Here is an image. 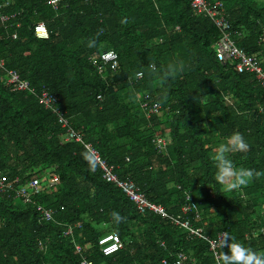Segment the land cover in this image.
<instances>
[{"label": "trees", "instance_id": "obj_1", "mask_svg": "<svg viewBox=\"0 0 264 264\" xmlns=\"http://www.w3.org/2000/svg\"><path fill=\"white\" fill-rule=\"evenodd\" d=\"M65 2L55 12L49 0H0V170L17 188L33 180L45 187L30 204L0 191V264H83L84 257L91 264H176L182 253L187 264H216L208 243L173 222L178 216L211 238L226 234L229 243L264 253V87L219 60V29L190 0ZM224 3L233 41L264 70V0ZM2 15L13 18L3 25ZM39 24L49 39L37 38ZM105 52L118 55L117 70L108 65L100 73ZM7 71L36 95L7 85ZM43 91L59 98L61 112L115 174L169 219L139 214L83 146L64 143L65 130L39 104ZM144 102L161 112L147 119ZM234 133L248 148L228 158L252 175L226 191L215 155ZM155 137L167 140L166 151L156 150ZM39 207L53 210L54 221ZM111 234L125 247L105 257L99 241Z\"/></svg>", "mask_w": 264, "mask_h": 264}, {"label": "built area", "instance_id": "obj_2", "mask_svg": "<svg viewBox=\"0 0 264 264\" xmlns=\"http://www.w3.org/2000/svg\"><path fill=\"white\" fill-rule=\"evenodd\" d=\"M66 0H49L52 9L55 12L62 11L67 8ZM191 7L193 11L200 16H205L209 18L215 26L220 31V39L217 44L218 58L222 63H231L235 64V70L238 73H251L255 76L258 82L264 87V70L260 66L259 61L253 57L249 56L245 51L236 46L233 41L232 26L227 16L224 0H190ZM13 16L9 17L7 15L1 16V22L3 25L10 22V19ZM35 34L37 38L42 40H47L50 37L49 31L45 24H39L35 28ZM14 39L17 37L14 35ZM98 58H94L93 61H96ZM100 65L97 64L100 73H104L108 65L117 70L119 66L118 55L114 52H105L101 56ZM4 64L0 62V67L3 68ZM8 77L4 79L7 85H10L17 91L28 92L30 94H35V89L32 88L31 84L28 81L23 80L20 75L15 71H7ZM143 78L142 74H138V79ZM39 104L43 106L46 110L52 112L58 121V124L63 130H65V135L63 137L64 143L71 144L76 143L83 146L87 152L93 158L95 164L103 171V179L107 183H111L116 186L118 189L122 190L124 195L134 204L137 212L141 215L145 214H155L162 216L165 219H169L170 215L167 210L162 206L155 203H152L147 196L141 192L140 188L130 181H123L115 174L114 166L110 165L107 160L103 158L101 153L91 144L85 140L83 133L78 131L71 123V120L66 117L59 108L60 100L57 96L50 94L47 91H43L39 96ZM141 100L138 102L140 103ZM226 102L231 104V100L226 98ZM142 108L146 113L147 119H151L153 116L158 115L162 108L159 104H149L148 102L141 103ZM154 144L159 151L162 153L167 150L168 142L165 138L157 137L154 139ZM52 186V185H51ZM50 186V187H51ZM0 191L2 193L12 192L16 199L23 202V204H30L34 202V197L42 195L45 191L43 183L39 180H33L29 183L24 184L22 187L17 188L15 183H9L3 173L0 170ZM47 222L54 221V211L39 207L38 209ZM185 214L191 212L190 207L183 208ZM173 222L186 230L189 233L190 237H195L204 242L208 243L209 250L212 256L214 257L216 264L220 261L221 254L220 249L224 246V239L227 237L226 234H220L216 239L211 238L205 234L204 229L195 228L191 225L190 221H183L182 216L172 219ZM81 229L80 225L68 226L65 231V237H73L77 229ZM99 246L101 252L105 257L113 256L118 253L120 250H123L125 245L121 238L117 234H111L103 237L99 241ZM76 249L79 253H82V248L76 245ZM190 258L185 254H180L176 264H187ZM83 264H91L84 257ZM164 264H168L164 261Z\"/></svg>", "mask_w": 264, "mask_h": 264}, {"label": "clouds", "instance_id": "obj_3", "mask_svg": "<svg viewBox=\"0 0 264 264\" xmlns=\"http://www.w3.org/2000/svg\"><path fill=\"white\" fill-rule=\"evenodd\" d=\"M226 98L230 99L228 97ZM139 100H142L141 97H139L138 101ZM247 148L248 144L243 135L240 133L232 134L227 138L225 143L221 144L218 147L215 155V162L217 166L216 175L218 182L223 184L227 179L236 177L237 182L227 185L229 188H236L247 182V178L252 175V172L250 170L237 171L234 168L233 161L230 160L227 155L228 153L232 152L244 151ZM86 158L88 157L86 156ZM113 215L117 221L121 219L118 213H113ZM229 239L231 238L226 237L224 239V246L228 248V253H225L221 256L218 264H264V253H258L250 248H246L242 244L235 242L234 240L229 243Z\"/></svg>", "mask_w": 264, "mask_h": 264}, {"label": "rangeland", "instance_id": "obj_4", "mask_svg": "<svg viewBox=\"0 0 264 264\" xmlns=\"http://www.w3.org/2000/svg\"><path fill=\"white\" fill-rule=\"evenodd\" d=\"M128 98V97H127ZM138 99H139V96H138ZM138 99L136 100V97L133 99V101H136V103L139 105V102H138ZM237 181V178L236 177H231L229 179H227L224 183H225V186H226V191H232L233 188H229L227 185L229 184H233V183H236ZM19 202V201H17Z\"/></svg>", "mask_w": 264, "mask_h": 264}]
</instances>
